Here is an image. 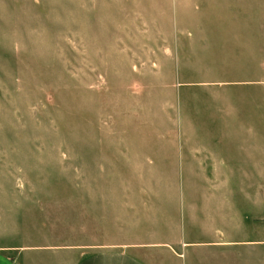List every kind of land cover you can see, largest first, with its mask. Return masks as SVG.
I'll return each mask as SVG.
<instances>
[{
    "label": "rangeland",
    "instance_id": "rangeland-1",
    "mask_svg": "<svg viewBox=\"0 0 264 264\" xmlns=\"http://www.w3.org/2000/svg\"><path fill=\"white\" fill-rule=\"evenodd\" d=\"M214 193L264 231V0H0V249L176 264Z\"/></svg>",
    "mask_w": 264,
    "mask_h": 264
},
{
    "label": "crops",
    "instance_id": "crops-1",
    "mask_svg": "<svg viewBox=\"0 0 264 264\" xmlns=\"http://www.w3.org/2000/svg\"><path fill=\"white\" fill-rule=\"evenodd\" d=\"M252 123L258 125L259 121H252ZM216 194L219 193H214L212 196ZM219 195L223 197L220 209L215 211L216 214L213 212L210 215L206 214L209 216L208 222L204 223L205 228L201 232H195V239L192 238V235L184 233L182 246L178 247L174 257L176 264H264L263 229L259 230V225H256V229L250 230L248 210L233 208L230 199L227 200L224 195ZM223 203L229 204V209ZM262 214L259 211L254 212L253 216L256 217H253V221L255 223L263 221ZM125 247L124 249L113 248L93 252L76 251L80 249L66 247L62 249V252L72 255L81 254L71 264H152L146 254L148 251H152L153 247L145 244H132ZM169 247H172L170 242L160 247L162 248L160 249L162 258L165 259L167 254L171 255ZM7 252V249H0V264H20ZM24 252L21 264H42L41 262L46 264L36 255L38 250L27 249ZM165 261H162L161 264H168ZM48 263L56 264L54 260Z\"/></svg>",
    "mask_w": 264,
    "mask_h": 264
}]
</instances>
